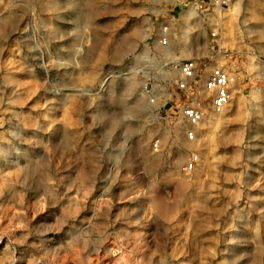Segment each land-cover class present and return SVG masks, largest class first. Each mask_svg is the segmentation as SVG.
I'll use <instances>...</instances> for the list:
<instances>
[{
  "label": "rangeland",
  "instance_id": "rangeland-1",
  "mask_svg": "<svg viewBox=\"0 0 264 264\" xmlns=\"http://www.w3.org/2000/svg\"><path fill=\"white\" fill-rule=\"evenodd\" d=\"M205 55L237 80L193 142ZM0 264H264V0H0Z\"/></svg>",
  "mask_w": 264,
  "mask_h": 264
},
{
  "label": "built area",
  "instance_id": "built-area-1",
  "mask_svg": "<svg viewBox=\"0 0 264 264\" xmlns=\"http://www.w3.org/2000/svg\"><path fill=\"white\" fill-rule=\"evenodd\" d=\"M184 4L194 9L198 14L206 17L212 10H222L231 0H183ZM217 31L211 32V41L217 39ZM171 39V31L167 25L162 28V35L158 44L166 47ZM211 44L210 50H215ZM219 50V49H218ZM213 57L205 55L201 58L193 57L175 64L174 101L178 114L186 124L185 137L189 141H196V130L209 112L222 113L230 103L232 86L237 76L211 60ZM172 99V96L170 95ZM199 156L192 153L182 167L184 172L193 171L199 164Z\"/></svg>",
  "mask_w": 264,
  "mask_h": 264
},
{
  "label": "bare ground",
  "instance_id": "bare-ground-1",
  "mask_svg": "<svg viewBox=\"0 0 264 264\" xmlns=\"http://www.w3.org/2000/svg\"><path fill=\"white\" fill-rule=\"evenodd\" d=\"M184 51H185V50H183V49L181 50V52H184ZM136 105H137V102H136Z\"/></svg>",
  "mask_w": 264,
  "mask_h": 264
},
{
  "label": "crops",
  "instance_id": "crops-1",
  "mask_svg": "<svg viewBox=\"0 0 264 264\" xmlns=\"http://www.w3.org/2000/svg\"><path fill=\"white\" fill-rule=\"evenodd\" d=\"M209 113H210V112H209ZM209 113H208V114H209ZM208 114H207V115H208ZM205 118H206V117H205ZM205 118H204V119H205ZM203 121H204V120H203ZM196 134H197V131H196Z\"/></svg>",
  "mask_w": 264,
  "mask_h": 264
}]
</instances>
